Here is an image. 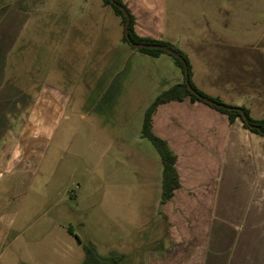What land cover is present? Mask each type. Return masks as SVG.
Wrapping results in <instances>:
<instances>
[{
    "label": "crops",
    "instance_id": "crops-1",
    "mask_svg": "<svg viewBox=\"0 0 264 264\" xmlns=\"http://www.w3.org/2000/svg\"><path fill=\"white\" fill-rule=\"evenodd\" d=\"M122 2L137 36L170 43L187 56L197 89L264 119L256 0ZM60 29L59 82H50L49 74L38 89L27 71L21 86L13 70L5 97L0 68V259L23 236L26 226L17 227L22 205L42 164L48 169L55 158L67 162L65 179L78 175L77 161L84 175L107 179L108 240H94L103 219L86 213L104 198L91 192L80 201L77 192H64L62 202L74 201L76 208L55 218L61 230L40 264H59L50 256L60 249L70 257L64 264H84L85 254L76 258L84 253L76 236L102 257L121 258L119 264L130 262L131 251L138 264H264V137L203 103L160 106L152 131L176 156L180 180L163 204V161L142 128L155 99L185 82V72L169 55L134 51L123 40L121 18L103 0H83L76 19ZM77 231L93 239L84 242Z\"/></svg>",
    "mask_w": 264,
    "mask_h": 264
},
{
    "label": "rangeland",
    "instance_id": "rangeland-1",
    "mask_svg": "<svg viewBox=\"0 0 264 264\" xmlns=\"http://www.w3.org/2000/svg\"><path fill=\"white\" fill-rule=\"evenodd\" d=\"M255 5L259 9V32L264 36V0H256ZM82 6L83 0H0V68H4L5 71L2 96L6 97L11 89L13 70L20 72L21 86L25 84L22 75L27 71L32 73L33 82L31 84L38 89H42L46 76L49 74L50 82H59L61 77L59 74L61 69L60 24L61 22L75 20L76 14L80 13ZM259 46L260 50H264V43ZM75 60L69 62L71 69H73L71 63L77 64ZM71 69L68 68L70 73L72 72ZM78 75L74 78L77 82L81 80ZM63 77L73 78V75H64ZM35 95L38 97L41 92L37 91ZM145 143L153 147L147 140ZM55 149L57 148L54 144L52 151L49 153L54 154ZM154 151L156 150L154 149ZM105 161L107 164V158H105ZM75 163L78 165L79 170L77 169L78 175L72 180L65 179L61 175L65 174L67 176L65 170L61 171L66 167V161L60 162L59 159L52 158V161L47 164L48 169L45 163L42 164L39 173L35 177L34 185L22 205L17 221L18 228L26 226L25 232L3 254L0 264L42 263L44 256H47L48 250L51 249L50 244L54 243L55 231L61 230L57 224L61 221L55 218L62 215L63 208H76L74 201L62 202L64 192H77L80 201L90 196L91 192L94 194L93 198L95 200L99 199L101 201L104 198L103 203L99 202L95 207L88 209L86 213L95 215L98 212L99 218L103 219L99 221L101 230L97 229L99 231L97 235L99 236L94 237V240L97 243L108 240L107 234L104 235V233H107L108 204L106 200L108 181L102 175L101 177L84 175L83 168L85 165L79 161ZM67 193L66 197H68ZM89 231L92 235V231ZM77 232L84 242L87 238L93 239V236L84 237L81 231ZM94 232H96L95 229ZM60 251H58L59 253H52L50 257L59 264H64L69 261L70 257H68V253L60 254ZM137 255L136 251H131L128 264H138ZM76 258H78V261L79 259L82 261L84 253L81 252Z\"/></svg>",
    "mask_w": 264,
    "mask_h": 264
},
{
    "label": "trees",
    "instance_id": "trees-1",
    "mask_svg": "<svg viewBox=\"0 0 264 264\" xmlns=\"http://www.w3.org/2000/svg\"><path fill=\"white\" fill-rule=\"evenodd\" d=\"M103 4L105 6H110L113 9L115 14L121 18L123 26H125L126 17L123 11L120 9V7L123 8L128 13L130 18V23L128 28L129 38L127 39L126 36H124L123 40L124 42L128 43L134 51H137L145 55H149L151 57H159L163 54L171 56L174 59L175 64L179 68H181L183 72H185V70L187 69L191 86L198 94H200L203 97L209 98L212 101H215L219 104H222L220 100L207 96L205 93H203L194 86V84L191 81V76H192L191 65L189 63L187 56L181 50H179L174 45L164 41L145 39L137 36V34L135 33L134 18L127 9V7L122 2V0H112V1L103 0ZM138 45H145V47L138 48L137 47ZM185 99H189L192 103H196V102L203 103L227 115L231 122H234L237 118L243 120L242 115L239 112V109H241L245 112L246 116L248 117L249 123H245L243 121L245 128L249 130L251 133H255L264 137V119L262 120L252 119L250 117L248 110L245 108L233 107L235 108V110L226 111L214 107L208 103H205L204 101L199 99L196 95L191 93V91L187 88L185 82L175 85L169 90L163 92L155 99L153 104L147 110L142 128V136L153 144V146L156 148L163 161V166H164L163 194H162L163 204L168 202L173 197L174 192L180 188V180L176 169V156L171 151L168 144L161 138L157 137L152 131L153 115L160 106L170 102H180ZM68 230L71 234L74 233L71 227H69ZM76 238L78 242L82 245L85 254L84 264H119L120 263L121 258L117 256H112L110 258L102 257L98 254L96 248L92 244L83 243L79 237L76 236Z\"/></svg>",
    "mask_w": 264,
    "mask_h": 264
},
{
    "label": "water",
    "instance_id": "water-1",
    "mask_svg": "<svg viewBox=\"0 0 264 264\" xmlns=\"http://www.w3.org/2000/svg\"><path fill=\"white\" fill-rule=\"evenodd\" d=\"M110 1H112V0H110ZM120 9L123 11V13H124V15L126 17V23H125V26H124V31H125V36L128 39L129 38V36H128V28H129L130 18H129L128 13L123 8L120 7ZM137 47L138 48H142V47H145V45H138ZM185 84H186L187 88L191 91V93L196 95L199 99H201L205 103H208V104H210V105H212L214 107H217V108H220V109H223V110H226V111L235 110V108H233V107H229V106H226L224 104H219V103H217L215 101H212L209 98L203 97L200 94H198L191 86L187 69L185 70ZM239 112L242 115L243 121L245 123H249L248 122V117L246 116L245 112L243 110H241V109H239Z\"/></svg>",
    "mask_w": 264,
    "mask_h": 264
}]
</instances>
